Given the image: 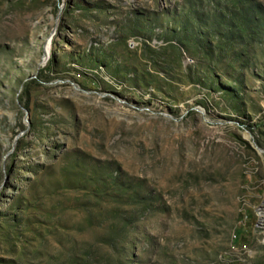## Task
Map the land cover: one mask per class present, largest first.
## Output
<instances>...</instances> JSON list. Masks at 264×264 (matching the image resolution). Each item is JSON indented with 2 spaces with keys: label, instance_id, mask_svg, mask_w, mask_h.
Segmentation results:
<instances>
[{
  "label": "rangeland",
  "instance_id": "rangeland-1",
  "mask_svg": "<svg viewBox=\"0 0 264 264\" xmlns=\"http://www.w3.org/2000/svg\"><path fill=\"white\" fill-rule=\"evenodd\" d=\"M0 264H264V0H0Z\"/></svg>",
  "mask_w": 264,
  "mask_h": 264
},
{
  "label": "water",
  "instance_id": "water-1",
  "mask_svg": "<svg viewBox=\"0 0 264 264\" xmlns=\"http://www.w3.org/2000/svg\"><path fill=\"white\" fill-rule=\"evenodd\" d=\"M30 78H34V76L30 77ZM21 107V106H20ZM21 109L24 111L25 114H27V111L26 109H24L23 107H21ZM19 136L16 137V139L18 138Z\"/></svg>",
  "mask_w": 264,
  "mask_h": 264
},
{
  "label": "bare ground",
  "instance_id": "bare-ground-1",
  "mask_svg": "<svg viewBox=\"0 0 264 264\" xmlns=\"http://www.w3.org/2000/svg\"><path fill=\"white\" fill-rule=\"evenodd\" d=\"M48 47H50V46H48Z\"/></svg>",
  "mask_w": 264,
  "mask_h": 264
}]
</instances>
